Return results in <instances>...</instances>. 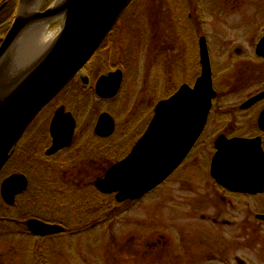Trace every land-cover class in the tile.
Here are the masks:
<instances>
[{
    "label": "rangeland",
    "instance_id": "1",
    "mask_svg": "<svg viewBox=\"0 0 264 264\" xmlns=\"http://www.w3.org/2000/svg\"><path fill=\"white\" fill-rule=\"evenodd\" d=\"M16 1L14 0L13 3L14 11L20 3L17 4ZM54 1L22 0L23 7L28 10L37 7L39 9L47 4L49 6ZM10 13L6 11L4 19ZM43 25L44 28L41 30L39 27L36 28L31 37H29L30 28L25 31L24 39L22 37L18 41L21 42L20 49H24L21 52L33 44L40 46L46 42L49 44L58 29L57 24ZM115 27L113 32L116 37H112L109 48L102 49L101 45V53L98 50L95 56L100 60H96L90 73L94 78L105 70L115 67L121 69L124 77L118 95L111 101L98 100L85 91L86 87L78 88L81 83L79 81V84L76 82V85H70L76 89L71 100L64 97L66 92H63L58 97L62 98L55 99L53 104L44 109L39 116L40 119L43 120L45 117L49 119L50 110H54L57 103L63 101L74 111L82 126L91 116L92 130L97 115L111 109L110 116L115 121L116 135L140 131L133 139L135 145L151 120L155 104L174 93L183 82L193 83L194 78L200 73L196 43L198 35L203 34L208 42V54L215 78L214 85L222 90L214 100L209 125L179 170L164 179L166 181L160 183L159 188L143 199L115 201L114 211L109 212L110 214L106 212L95 215L93 219L95 218L99 223L95 228L81 235L57 233L40 238L32 234L8 236L9 243L0 248V261L5 255L10 259L8 264H36L37 257L41 264H136V259L138 261L141 259L143 264H153L147 258L150 250L138 247L139 239L142 236L144 239L149 236L147 226L150 222L151 228L156 229L159 234H166L167 230L170 232L167 222L170 216L169 210L181 209V206H174V203L181 201L177 197L178 190H176L179 183H184L187 187L191 186L190 184L199 187V181L205 182L207 174L204 167L208 165L214 150L213 130L235 128V132L241 135L254 125L255 112L251 120L243 115L224 119L220 118L219 114L226 110H230L229 113L233 112L236 102L245 98L243 96L238 98L231 92L225 94L223 91L230 88V84L234 85L242 81L249 83L250 79L256 78L258 73L264 71V64L253 52L254 44L264 33V0H132ZM237 49L240 51L237 52ZM88 97L92 99L89 100ZM57 100L61 101L56 103ZM37 123L41 122L37 121ZM39 128L37 126L33 130L32 136H37L41 141L43 133ZM131 140L129 137L117 138L116 141L111 142L110 146L113 147L110 151L111 155H115ZM24 143L25 141H22L18 145L15 154L1 170L0 179L12 171L21 172L19 169L25 167L32 177L31 184L33 183L36 188L40 186L42 188L46 186L50 177L45 179V172L38 160L34 163L23 162ZM55 180V193L59 195L48 204H43L41 206L43 208H39L36 212L37 215L40 217L68 215L73 222L77 219L75 215L78 214L86 223L91 222L92 219L89 220L88 217L94 212L89 216L88 214L93 208L101 209L100 203H102V200L93 194L91 187L80 185V190L77 192L79 195L73 196L69 186ZM30 182L28 189L31 188ZM38 195L41 199L45 197L42 192ZM84 196L88 198H83ZM77 204H79L77 210L72 211L71 208ZM48 206L62 208L55 211V208L47 209ZM141 223L145 225L143 231L138 229ZM193 240L198 244L197 238ZM3 248L7 250L4 251ZM165 251V247H159L154 249V253L151 252L153 258L162 260L155 262L156 264L165 263L166 258L161 259L162 256H166ZM146 259L147 261H144Z\"/></svg>",
    "mask_w": 264,
    "mask_h": 264
},
{
    "label": "water",
    "instance_id": "2",
    "mask_svg": "<svg viewBox=\"0 0 264 264\" xmlns=\"http://www.w3.org/2000/svg\"><path fill=\"white\" fill-rule=\"evenodd\" d=\"M19 2L9 30L0 39V171L36 113L88 62L131 0H55L44 10L38 7L28 10L22 0ZM53 22H59L58 31L40 55L34 60L33 56L31 61L19 58L21 42L18 41L25 31ZM257 41L254 52L264 58V34ZM197 44L201 70L194 83L191 86L183 83L170 96L159 100L130 153L95 181L96 189L114 194L116 202L139 199L162 183L200 137L216 92L206 37L201 36ZM13 52L17 58H12ZM122 78V70L118 68L99 75L94 83L97 97H115ZM263 97L264 92H260L245 105ZM49 124L52 146L48 154L70 145L75 120L61 106ZM257 124L264 131V109ZM113 130L112 116L102 112L96 120L95 134L107 136ZM214 146L210 166L213 178L222 182L220 178L227 175V170H235L236 175L242 176L238 171L259 169L261 181L264 180V152L258 137L220 135ZM228 176H231L229 172ZM27 185L24 174L12 173L1 181L0 196L7 205H12ZM25 225L31 234L40 237L64 230L61 225L38 218H28Z\"/></svg>",
    "mask_w": 264,
    "mask_h": 264
},
{
    "label": "flooded vegetation",
    "instance_id": "3",
    "mask_svg": "<svg viewBox=\"0 0 264 264\" xmlns=\"http://www.w3.org/2000/svg\"><path fill=\"white\" fill-rule=\"evenodd\" d=\"M8 1L9 0H4L1 3L3 6L0 10L5 7ZM16 2L18 4L19 1L17 0ZM46 7H48V4L39 9L44 10ZM15 8L17 9V7ZM15 11L13 9L10 15L0 22V39H2L5 36L6 32L9 30V27L15 15ZM121 16L122 15H120V17ZM119 18L113 24L112 28L103 39L104 41L107 38V41L104 43L103 41L101 42L100 46L96 49L93 56L88 59V62L80 70H78V72L46 105H43L42 109H40L38 113H36L35 117L24 130L22 136L15 145L14 151L8 159L9 161L12 155L15 154L18 145H20L22 141H25V146H23V162H25V164L31 162L34 163L35 160H38L45 172V179L50 177L51 180L53 174L57 175L59 173L58 175L61 177L62 181L64 180L67 181V183L72 182L74 184H79V186H90L93 194L96 195L99 200H108L110 198L114 199V194H104L98 191L95 187V181L101 178L104 175V172H106V170L110 166L122 160L130 153V150H132L134 146L133 139L137 137V133H139L140 131L132 133L126 132L123 135H116V125L114 121L113 132L107 136H99L97 135V133L95 134L94 127L98 116L102 112L97 115L91 130L92 117L90 116L88 121H86L87 123L85 122L82 126L81 122L78 120L77 115L74 114V111L61 100H57L56 103L58 101L61 102L57 103L54 110H50L49 113L51 115L49 114V119L48 117H45V119L41 120L39 116H41V113L44 111V109L53 104L54 100L61 96L63 92H66V94H64V97H67L71 100L73 98L72 95L76 89H73V87L70 85H76L79 81L81 83H78V88L86 87L85 91H87L91 97H96L98 100L111 101L118 95L117 94L115 97L102 99L97 97L94 90L95 79H97L99 75L105 73L106 71L114 70L118 67L105 70L94 76V78L93 75H91L90 71L92 70V68H94L96 60H100L96 59L95 56L99 51L101 53V45L103 44L102 49L109 48L110 41H112L115 36L113 30H115V26ZM55 23L57 24L56 27L59 28V22H53V24ZM57 31L58 29L54 32L53 37L56 35ZM201 36H203V34L198 35L197 43ZM260 37L257 40H259ZM257 42L258 41H256V43L254 44V51ZM207 43L208 42L206 39V44ZM239 51L240 49H237V52ZM254 55L258 60H260V62L264 64L263 57L256 55L255 52ZM97 56L100 58L99 54ZM199 64L200 62H197V65L201 70V65ZM84 77H86L85 81H83ZM196 77L194 78V81ZM183 83H186V85L188 84L189 86L193 84L189 82ZM212 83L216 95L212 99L210 111L208 113L207 120L204 129L200 134V137L203 136L209 125L214 100L216 99L218 92L220 94V92L222 91L220 88L214 85L215 78L213 76V72ZM122 84L123 78L119 92L122 89ZM223 92L225 94H229L231 92V94H234L238 98L241 96L245 98L236 102V108L233 109V112L229 113L230 110H226L224 113L219 114L220 118L230 119L231 117L243 115L251 120L253 119V113L255 112V122L247 132L246 130L244 131L246 133H241V135L235 132V128L232 130L228 128V130L214 129L213 135L215 136V139L220 135L226 136L227 138L258 137L260 139L261 147L264 152V131L260 129L259 125L257 124L259 114L264 109V97L253 103H250L249 105H245V103L248 100L250 101L252 97L256 96L260 92H264V71H262V73H258L256 75V78L250 79L249 83H247L246 81H242L236 82L234 83V85L230 84V88H227ZM91 97H88V99L91 100ZM61 106L64 108V112H70L75 120V127L71 138V143L68 146L62 147L61 149L48 154L47 150L52 146V137L50 134L49 123L53 118L54 112ZM109 111L103 112H107L108 114L112 113L111 109ZM37 121L41 123L38 124ZM37 126L41 128V131L43 133V135L41 134L43 138L41 141H39V138H37V136H32L33 130H35ZM27 132L29 133L27 134ZM24 136L26 137L25 139ZM128 137L132 140L128 141V144L126 146L121 147V149L118 150L119 152H117L115 155H111L110 151L113 147L110 146V143L116 141L117 138L128 139ZM199 138L197 139V141L199 140ZM214 141L212 146L214 148L213 154L215 152ZM196 143L194 144V146L196 145ZM193 147L185 157V159L182 161V163L170 174L169 177H171L172 174L179 170V167L182 166V164L191 154ZM27 157H29V159H27ZM210 166L211 159L209 160L208 165L204 167L207 178L205 177L206 180L203 183H200L201 181L198 182V184L200 185L199 187L195 184H190L192 187H187L184 183H179L176 186V190H178L177 197L182 202L178 200V203H174L175 207L181 206V209L169 210L170 216H168L167 222L168 226H170V232L167 230L166 234H159V232H156V229L151 228V222L148 224L147 228L149 230V236H146V239H144L142 236L139 239L138 247H140V249L148 248L150 250V254L147 257L148 260H150V263L154 264L157 261H162L157 259L156 257L153 258L151 252L154 253V249L156 248L165 247L166 256H162L161 259L166 258V260L165 263L162 264H264V180L261 181V171L259 169H247L246 172L238 171V173L243 176L242 177L236 175L237 172H234L235 170H227L225 171L227 175L220 178L222 180L221 182L213 178L210 172ZM96 172L99 173L93 178H90V176L94 175ZM228 172L231 174V176H228ZM12 173L15 172L12 171ZM12 173H9L8 175ZM23 174L27 176L29 185V182L31 181L29 172H24ZM165 181L166 180H164L161 184H163ZM160 185L144 194L138 200L134 201L143 199L149 193L159 188ZM83 198L88 197L84 196ZM103 203H105V201H103ZM96 210L98 211V215L106 212L110 214L112 211H114L113 209L109 210L106 208ZM96 210L93 209L92 212L90 211L89 215ZM91 228L94 227L87 226L85 232L90 231L89 229ZM144 228L145 225L143 223L138 225V229H140L141 231H143ZM78 229L79 228L77 226L73 225H70L69 227L64 226V231L61 233H69L70 236H72L75 235V232L78 233ZM193 238L198 239V244H195V240H193ZM192 243H194L195 245L192 246ZM140 260L138 261L136 259V264H143V262ZM144 261H147V259Z\"/></svg>",
    "mask_w": 264,
    "mask_h": 264
},
{
    "label": "trees",
    "instance_id": "4",
    "mask_svg": "<svg viewBox=\"0 0 264 264\" xmlns=\"http://www.w3.org/2000/svg\"><path fill=\"white\" fill-rule=\"evenodd\" d=\"M3 1L4 0H0V4ZM13 3H14V0L8 1L7 4L5 5V7L1 10L0 22L2 21L1 19L5 18L4 13L6 11L11 12L14 9ZM106 41H107V38L103 41V43ZM31 163H33V162H31ZM19 171H21L22 173H24V172L28 173V170L25 167H23L22 169H19ZM58 174L57 175L53 174L52 179L49 180L48 183H46V186H43L42 188H41V186L36 188V186H34L33 183L31 184V182H30L31 188H29V189L27 188L23 193L18 195L17 198H15V201L12 205H7L6 203H4L2 201V199L0 197V248H1V246L7 245V243H9V240L7 239L8 236H11L13 234H16V235H29L30 234V232L27 230V228L25 226V221L28 218H32V217L38 218V219H41V220L46 221V222L56 223V224L62 225L63 227L64 226L69 227L70 225L77 226L79 229H78V233L75 232V235H77V234L81 235L82 233L85 232V229L87 228V226L95 228V225L97 223H99L97 220H95V218L93 219V217L95 215H98V214H96L97 210L94 211V213L90 216L88 214V216H89L88 219L89 220L92 219V220H91V222H87V223L85 220H82V217L78 214L75 215L77 219H75V221H73V222L70 221L71 218L68 215H64L63 217H59V216L48 217L46 215H44L45 217H40V215H37L36 212H38L39 208H43V207H41V206H43V204H48L53 199H56L57 196L59 195V193H55V189H54L55 183H56L55 179H57L58 181H61L62 183H66V185L70 187L69 191H70L71 195H73V196L79 195L77 193L80 190L79 184H74L72 182L67 183V181H64V180L62 181L61 177ZM0 175H2L1 172H0ZM29 175H30V173H29ZM4 177H1L0 180H2ZM40 192H42L43 196H45L44 198L42 197V199L38 195ZM70 193H67V194L70 195ZM76 200L78 201L79 199H76ZM103 201H105V203H103ZM100 204H101V209H103V208L113 209L116 205V202L113 198H110L108 200H102V203H100ZM78 206H79V204L74 205V207H72L71 210L76 211ZM52 208H55V211H57L60 207H55V206L49 207L48 206L47 209L52 210ZM63 208L68 209L66 207H63ZM93 209H95V208H93ZM2 250L6 251L7 249L3 248ZM9 261H10V259L7 256L3 255L2 259L0 261V264H8ZM35 263L41 264V261H40V259H38V257H37Z\"/></svg>",
    "mask_w": 264,
    "mask_h": 264
},
{
    "label": "bare ground",
    "instance_id": "5",
    "mask_svg": "<svg viewBox=\"0 0 264 264\" xmlns=\"http://www.w3.org/2000/svg\"><path fill=\"white\" fill-rule=\"evenodd\" d=\"M38 27L41 30L42 28H44V25L40 24L39 26L32 27L31 31L29 32V37L33 36L32 34L34 33L35 29L38 28ZM47 44H48V42L44 43V45H42V46H40L39 44L30 45V48L27 49L28 51L25 50L24 52L20 53L21 56L19 58H24L26 61H31L32 57L34 56V58H33V60H34L35 58H37L40 55L41 50L43 48H45L47 46ZM23 50H24L23 48H22V50L19 49L20 52L23 51ZM11 56H12V58H14V56H15V58L18 57L16 52H13L11 54Z\"/></svg>",
    "mask_w": 264,
    "mask_h": 264
}]
</instances>
